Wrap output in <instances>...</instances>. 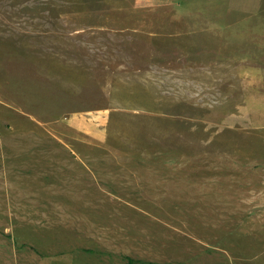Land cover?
Here are the masks:
<instances>
[{
	"label": "rangeland",
	"instance_id": "1",
	"mask_svg": "<svg viewBox=\"0 0 264 264\" xmlns=\"http://www.w3.org/2000/svg\"><path fill=\"white\" fill-rule=\"evenodd\" d=\"M128 257L264 264V0H0V264Z\"/></svg>",
	"mask_w": 264,
	"mask_h": 264
},
{
	"label": "trees",
	"instance_id": "2",
	"mask_svg": "<svg viewBox=\"0 0 264 264\" xmlns=\"http://www.w3.org/2000/svg\"><path fill=\"white\" fill-rule=\"evenodd\" d=\"M128 261H129V264H136L135 259H133L131 257H128ZM141 262H143V261H141Z\"/></svg>",
	"mask_w": 264,
	"mask_h": 264
}]
</instances>
